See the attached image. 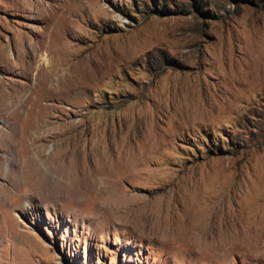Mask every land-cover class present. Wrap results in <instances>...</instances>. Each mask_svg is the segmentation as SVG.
I'll use <instances>...</instances> for the list:
<instances>
[{"label":"rangeland","instance_id":"374dc122","mask_svg":"<svg viewBox=\"0 0 264 264\" xmlns=\"http://www.w3.org/2000/svg\"><path fill=\"white\" fill-rule=\"evenodd\" d=\"M0 264H264V0H0Z\"/></svg>","mask_w":264,"mask_h":264},{"label":"bare ground","instance_id":"6f19581e","mask_svg":"<svg viewBox=\"0 0 264 264\" xmlns=\"http://www.w3.org/2000/svg\"><path fill=\"white\" fill-rule=\"evenodd\" d=\"M85 1H87V2H91V0H85ZM41 56V55H40ZM47 56V55H46ZM45 55L44 56H41V59H46L47 57H46ZM80 56V55H79ZM76 55L74 54V53H72L71 55H70V58L71 59H76ZM50 122V121H49ZM40 129H42V131H43V133L45 134V135H47V133H48V129L50 128L49 127V125H48V123H44V124H42L40 127H39ZM40 133H41V131H40ZM42 134V133H41ZM38 138V137H37ZM43 138V137H42ZM41 140V139H40ZM34 141V140H33ZM36 141H37V139H36ZM42 141V140H41ZM36 143H38V142H36ZM37 146V145H36ZM38 150H39V147H38ZM35 151L36 152H38L37 151V149H35ZM114 155V154H113ZM13 157V156H12ZM60 157V156H59ZM113 160H112V158L111 157H106V159H105V161L101 164V165H98V166H96V167H90V169H87V168H84L83 169V171L82 172H80L79 174L80 175H85V176H87L86 177V179H89L90 180V184H91V187H90V185H89V187L90 188H92V184H94V185H96V187L97 186H99V187H104L105 186V183H108V182H110V180H108V176H109V171H108V164H110V163H113L112 162ZM51 164V163H50ZM112 165V164H111ZM41 166V165H40ZM75 168V167H74ZM77 168V167H76ZM42 173V172H41ZM74 174V173H73ZM85 179V178H84ZM87 184H89V183H87ZM104 184V185H103ZM88 186V185H87ZM114 186H115V184H114ZM88 187V188H89ZM89 188V189H90ZM97 189V188H96ZM13 190V189H12ZM90 191V190H89ZM96 191V190H95ZM91 194H92V192H91ZM95 194H96V192H95Z\"/></svg>","mask_w":264,"mask_h":264}]
</instances>
